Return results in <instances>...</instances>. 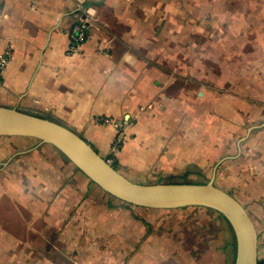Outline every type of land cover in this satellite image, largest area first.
<instances>
[{
	"label": "crops",
	"instance_id": "1",
	"mask_svg": "<svg viewBox=\"0 0 264 264\" xmlns=\"http://www.w3.org/2000/svg\"><path fill=\"white\" fill-rule=\"evenodd\" d=\"M230 1L200 0L197 26L193 0H0V105L62 122L136 181L215 176L250 212L264 264V13ZM17 138L0 135V264H192L161 234L181 208L98 195L79 170L87 187L65 185Z\"/></svg>",
	"mask_w": 264,
	"mask_h": 264
},
{
	"label": "water",
	"instance_id": "2",
	"mask_svg": "<svg viewBox=\"0 0 264 264\" xmlns=\"http://www.w3.org/2000/svg\"><path fill=\"white\" fill-rule=\"evenodd\" d=\"M0 135L38 139L58 149L103 191L122 202L149 208L199 206L222 214L235 237L234 264H259V234L248 209L230 192L208 182H138L126 176L84 137L50 117L0 105Z\"/></svg>",
	"mask_w": 264,
	"mask_h": 264
},
{
	"label": "rangeland",
	"instance_id": "3",
	"mask_svg": "<svg viewBox=\"0 0 264 264\" xmlns=\"http://www.w3.org/2000/svg\"><path fill=\"white\" fill-rule=\"evenodd\" d=\"M251 1L253 2L251 4ZM192 6V19L193 24L199 26L203 19H200V9L201 2L200 0H193ZM210 8H216V0H209ZM172 8V6L170 7ZM256 8L259 10V14L264 13V0H231L227 5H224L225 12H232L239 10L244 15L249 16V11L253 13L256 11ZM241 13V15H242ZM254 14V13H253ZM252 15V14H251ZM241 16L240 21L247 24L248 22L256 23V26L259 25L261 19L255 18L252 16V19L244 18ZM215 19L210 18L209 24ZM232 22V19H229ZM207 22V21H206ZM176 25L182 24V18L175 20ZM254 23V24H255ZM211 36H215L210 34ZM193 40L198 39L199 35L194 34L192 36ZM185 35L181 34V40L184 42ZM184 46V43H182ZM184 50V49H182ZM184 51L180 53L184 57ZM183 69V67H182ZM18 148H30L31 155L33 159L40 160L41 156H47L49 160L50 169H58L59 172L63 170L64 172V184H72L76 187L78 183H81L83 186L82 189H85L88 185V181L84 176H80L79 181L76 175L77 169L70 164L69 160L55 147L49 144H41L38 139L35 138H17ZM37 145V146H36ZM36 146V147H35ZM44 163V162H43ZM114 164V161L112 162ZM47 167H44V169ZM143 180V181H140ZM164 182L168 181H188L194 180L197 181H206L208 178L204 177H195L194 179L185 177L178 178L177 176H167L164 173H152L148 177L140 178L138 182ZM60 181V180H59ZM91 185H95L97 188V194H103L100 191V187L90 181ZM81 189V188H80ZM87 192H90L89 188ZM83 194V193H82ZM104 195V194H103ZM84 196V195H82ZM162 227H165L166 230L161 234H164V237L167 236L170 241L169 245L173 248L175 246L178 248L186 249V260L188 255H193L192 264H233V256L235 255V237L234 233L231 230L230 224L225 220L217 211L199 206H190L175 210L173 212H165L164 215L160 217ZM175 233L177 236H174ZM174 238V239H173ZM174 242V244H173ZM175 251V250H174ZM190 260V259H189ZM180 262L184 263V259H181Z\"/></svg>",
	"mask_w": 264,
	"mask_h": 264
},
{
	"label": "built area",
	"instance_id": "4",
	"mask_svg": "<svg viewBox=\"0 0 264 264\" xmlns=\"http://www.w3.org/2000/svg\"><path fill=\"white\" fill-rule=\"evenodd\" d=\"M87 28L88 24L86 23L85 20H82L79 22L73 29L71 33V39H72V45H71V51H77L82 44L85 42L86 37H87ZM7 63V58L0 53V82H1V75L2 72L4 71V68ZM120 140V138H119ZM118 145H115L113 148L116 149ZM112 163V159H108Z\"/></svg>",
	"mask_w": 264,
	"mask_h": 264
},
{
	"label": "trees",
	"instance_id": "5",
	"mask_svg": "<svg viewBox=\"0 0 264 264\" xmlns=\"http://www.w3.org/2000/svg\"><path fill=\"white\" fill-rule=\"evenodd\" d=\"M71 164V163H70ZM72 165V164H71ZM114 165H115V163H114ZM77 170H79V169H77ZM219 213V212H218ZM220 214V213H219ZM225 220H227L222 214H220ZM228 222V221H227ZM229 223V222H228ZM231 226V225H230ZM231 229H232V227H231ZM233 231V230H232ZM259 264H263L262 262H259Z\"/></svg>",
	"mask_w": 264,
	"mask_h": 264
}]
</instances>
